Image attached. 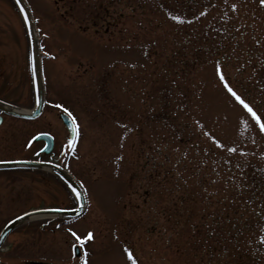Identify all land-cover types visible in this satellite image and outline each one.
<instances>
[{"label": "rangeland", "instance_id": "obj_1", "mask_svg": "<svg viewBox=\"0 0 264 264\" xmlns=\"http://www.w3.org/2000/svg\"><path fill=\"white\" fill-rule=\"evenodd\" d=\"M25 1L45 106L35 120L3 115L0 160L34 157L33 137L52 134L88 206L70 223H23L0 264H264V131L228 91L264 124L261 0ZM0 99L24 111L37 99L15 0H0ZM76 205L52 172L0 174V232Z\"/></svg>", "mask_w": 264, "mask_h": 264}, {"label": "water", "instance_id": "obj_2", "mask_svg": "<svg viewBox=\"0 0 264 264\" xmlns=\"http://www.w3.org/2000/svg\"><path fill=\"white\" fill-rule=\"evenodd\" d=\"M18 1V0H17ZM20 7L22 8L23 12L25 13V16L27 17V24L30 34V40H31V54H32V61H33V69H34V75L36 80V86H37V103L31 113H26L23 110H12L7 109L2 105V102L0 101V112L10 115L16 118L21 119H35L39 117L42 113L43 107H44V89H43V82L41 78V68H40V55L38 52L36 37H35V28H34V22L32 20L31 14L29 12V9L25 3L24 0H20L19 2ZM62 122L65 124V126L68 129L69 135H70V141H73L75 132L73 131V123L71 119L66 114L60 115ZM2 122V117L0 116V124ZM35 141H45L46 145L44 149L42 150V153L45 155H48L52 152L53 149V138L50 135L47 134H41L35 137ZM11 167H36V168H43V169H49L57 174H59L65 182L71 187V189H75V193H79L78 197V208L75 210H38V211H32L29 213H26L19 218L13 220L11 223H9L0 233V247L4 244V241L8 237V235L14 231L17 227L22 225L23 223L33 219L34 217H42V216H55V217H66V218H78L82 216L86 211V198L85 194L82 191L80 185L68 174L66 171L61 169L60 167L50 164V163H44V162H34V161H22V162H7V163H0V168H11ZM33 264H50V263H40L35 262Z\"/></svg>", "mask_w": 264, "mask_h": 264}, {"label": "snow or ice", "instance_id": "obj_3", "mask_svg": "<svg viewBox=\"0 0 264 264\" xmlns=\"http://www.w3.org/2000/svg\"><path fill=\"white\" fill-rule=\"evenodd\" d=\"M20 2V0H18V3ZM261 3L264 4V0H261ZM25 22H27V17H25ZM221 80L224 79L223 76L220 77ZM225 87L228 88L227 84H225ZM228 91L231 93V95L233 97H235V99L241 103L243 105V107L251 114V116L253 117V119L256 121V123L258 125H260V129L261 131H264V124L261 123V118L256 114V112L253 111V109L251 107H249L248 104L244 103V101L231 89V88H228ZM59 107V106H58ZM65 112H67V109H64ZM68 115H71V113H68ZM73 123V131L75 132L76 131V121L75 119H73L72 121ZM73 191H75V189H73ZM77 195L79 196V193H77ZM74 236L76 235L75 233H72ZM92 238V234L89 233L88 234V239H91ZM79 239V238H78ZM128 259L132 261V264H136V261L133 259V256L131 253L128 254Z\"/></svg>", "mask_w": 264, "mask_h": 264}, {"label": "flooded vegetation", "instance_id": "obj_4", "mask_svg": "<svg viewBox=\"0 0 264 264\" xmlns=\"http://www.w3.org/2000/svg\"><path fill=\"white\" fill-rule=\"evenodd\" d=\"M55 145H56V137L54 136V150H55ZM42 147H43V144H42ZM42 148H40L39 150H37L35 152V156L34 157H29V158H21V159H13L11 161H21V160H40V161H45V162H53L52 158L51 157H45L43 156L41 153H40V150ZM0 161H10V160H0ZM58 163V162H56ZM3 170H0V174H3L4 172L6 171H14L16 168H2ZM19 170H22L24 172H26V168H19Z\"/></svg>", "mask_w": 264, "mask_h": 264}, {"label": "bare ground", "instance_id": "obj_5", "mask_svg": "<svg viewBox=\"0 0 264 264\" xmlns=\"http://www.w3.org/2000/svg\"><path fill=\"white\" fill-rule=\"evenodd\" d=\"M2 105H4V107H6L7 109H12V110H20L19 108L15 107V106H12L10 104H5V103H2ZM43 217V216H42ZM46 218L50 217V216H44ZM36 218H39V217H34L33 219H36Z\"/></svg>", "mask_w": 264, "mask_h": 264}]
</instances>
